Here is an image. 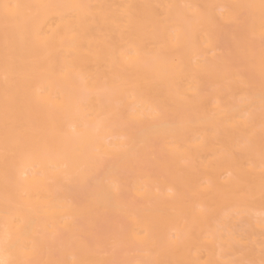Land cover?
Masks as SVG:
<instances>
[{
    "label": "bare ground",
    "instance_id": "6f19581e",
    "mask_svg": "<svg viewBox=\"0 0 264 264\" xmlns=\"http://www.w3.org/2000/svg\"><path fill=\"white\" fill-rule=\"evenodd\" d=\"M0 264H264V0H0Z\"/></svg>",
    "mask_w": 264,
    "mask_h": 264
}]
</instances>
